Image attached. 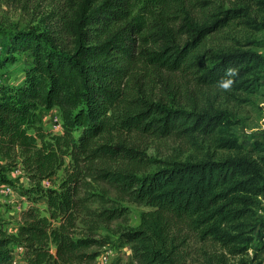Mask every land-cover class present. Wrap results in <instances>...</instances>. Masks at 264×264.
Here are the masks:
<instances>
[{
	"label": "trees",
	"instance_id": "trees-1",
	"mask_svg": "<svg viewBox=\"0 0 264 264\" xmlns=\"http://www.w3.org/2000/svg\"><path fill=\"white\" fill-rule=\"evenodd\" d=\"M257 4L70 0L44 32L10 36L4 60L33 59L22 83L0 82V182L21 165L32 187L16 232L0 209V264H96L108 243L98 231L126 216L124 200L151 208L118 230L136 264H264V139L241 142L224 105L264 84V54L239 39ZM178 71L182 82L164 77ZM44 109L59 111L62 132L45 130ZM133 134L192 151L156 159ZM93 181L115 196L87 193Z\"/></svg>",
	"mask_w": 264,
	"mask_h": 264
},
{
	"label": "rangeland",
	"instance_id": "rangeland-1",
	"mask_svg": "<svg viewBox=\"0 0 264 264\" xmlns=\"http://www.w3.org/2000/svg\"><path fill=\"white\" fill-rule=\"evenodd\" d=\"M69 3L70 0H0V57L2 56L0 58V82L22 83L25 79L26 69L32 64L33 58L30 52H16L11 55L13 58L8 61L4 60L5 57H8L7 44L11 42L10 36L20 31L44 32L49 17L53 19L56 14L69 11ZM253 17L257 23L245 31L246 38L239 39L242 44L247 40L251 42L245 44L246 48L252 47V49L264 54V0H259V4L255 6ZM164 77H169L175 82L184 80L182 73L179 71L165 72ZM204 89V91H210ZM156 90L161 93V84L158 83ZM224 105L232 113L241 142L252 144L256 139H264V84L256 92H236L235 96L228 99ZM42 119L45 130H54L49 112L45 109L42 110ZM127 137L141 144L146 148L147 154L156 159H164L168 155L178 154L179 148L188 149L185 155L192 151L190 146H186L187 144L179 139L172 140L169 145L162 146L153 142L148 136L133 134ZM69 162L70 158H67L66 164ZM64 176L65 171L63 168L52 180L59 183ZM8 177L12 180V183L4 184L0 182V209L8 221L7 228L9 232H16L21 212L30 205L24 189L31 188L32 183L21 165L11 167ZM42 184L46 187L53 186L49 179L44 180ZM98 189H103L108 197L115 196L114 189L109 185L94 181L87 186V193L96 192ZM93 199L94 201L91 202L92 207L101 208L102 204L95 201L96 198ZM45 201L46 199L40 200L43 208L45 207ZM108 205L106 204V206ZM121 205L126 208V216L108 225H102L98 231V235L108 240V243L99 250L100 255L96 264H136L130 244L122 239L118 230L138 228L141 224L142 215L150 211L151 208L126 200L121 201ZM262 214L264 215V212ZM257 244L260 243L257 241ZM23 254V248H16L14 253L15 262L24 263ZM260 257L264 260V250L260 251Z\"/></svg>",
	"mask_w": 264,
	"mask_h": 264
},
{
	"label": "built area",
	"instance_id": "built-area-1",
	"mask_svg": "<svg viewBox=\"0 0 264 264\" xmlns=\"http://www.w3.org/2000/svg\"><path fill=\"white\" fill-rule=\"evenodd\" d=\"M50 121L53 124L54 131L62 132L64 130L61 115L57 109H52L49 111ZM53 130V129H52Z\"/></svg>",
	"mask_w": 264,
	"mask_h": 264
},
{
	"label": "clouds",
	"instance_id": "clouds-1",
	"mask_svg": "<svg viewBox=\"0 0 264 264\" xmlns=\"http://www.w3.org/2000/svg\"><path fill=\"white\" fill-rule=\"evenodd\" d=\"M235 71H236L235 69L229 68V69H227L226 75H228V76L234 75L235 74ZM232 82L233 81H232L231 78H229V79H221L219 81V86L221 88L227 89V88H229L231 86Z\"/></svg>",
	"mask_w": 264,
	"mask_h": 264
}]
</instances>
